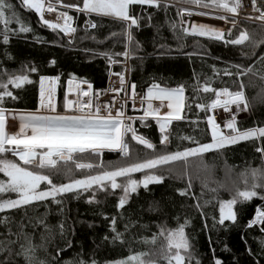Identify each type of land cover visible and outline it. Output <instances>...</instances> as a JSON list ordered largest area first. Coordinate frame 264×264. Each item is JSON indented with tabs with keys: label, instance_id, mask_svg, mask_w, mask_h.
I'll return each instance as SVG.
<instances>
[{
	"label": "snow or ice",
	"instance_id": "snow-or-ice-1",
	"mask_svg": "<svg viewBox=\"0 0 264 264\" xmlns=\"http://www.w3.org/2000/svg\"><path fill=\"white\" fill-rule=\"evenodd\" d=\"M249 4L252 11L259 15L255 17L249 15L245 18L258 20L264 24V0H261L260 4L257 0H249ZM22 6L34 11L41 25L52 31L59 30L65 36L77 31L74 26L75 17L69 14L70 11H74L85 18L86 30L97 27L96 17L108 18L124 25L123 35L126 41L134 42L132 29H138L141 26V16L134 13V7L160 8L163 6L165 10L176 7L181 31L185 35L223 41L225 45L234 47H243L248 42L255 49L264 44V39L255 41L246 30H240L238 34L234 31L238 23L237 17L244 7L243 0H164L163 4L161 0H76L75 3L67 4L64 0H55V3L52 0H22ZM46 12L55 13V19H46ZM193 15L223 21L225 25L230 24L231 27H217L208 23L189 24L185 17ZM148 22L151 26V15L148 16ZM13 23L17 24L18 28H11L10 25ZM0 25L3 26L0 37L4 45L9 43L10 33L17 35L32 31L6 0H0ZM170 27L175 31L176 23L171 22ZM111 35L116 36L117 33H111ZM37 39L39 40L38 37ZM99 54L107 58L110 66L117 62L113 59V55L123 56L125 59L133 56L127 43L123 52ZM5 56L11 59L7 52ZM240 58L251 62L233 63L230 68L224 70V75L233 79L234 90H230L229 87L213 88L207 82L202 86L197 83L192 86L194 93L191 97L192 103H186L185 84L169 87L153 82L147 87L146 93L140 96L141 105L147 106L143 107V115L139 117L126 116L124 111L129 99L135 110L137 86L135 83L131 84L130 96L125 92L126 79L123 71L110 72V75L118 77L121 86L111 91L117 95L125 92L127 97H121L123 102L119 106L116 105L115 97L103 106L100 103H93V99L98 98L101 93L93 92L92 84L87 80L80 82L87 85V91L83 90L80 84L73 85L74 77H70L67 81L69 88L64 93L62 106H58L55 96L60 76L41 75L37 107L30 111H18L6 109L5 100H17L18 97L11 89H20L25 84L33 83L28 73H38V69L35 66H24V71L16 75H9L5 70L6 79H0V173L6 179L0 178V194L12 193L16 198H0V212L34 204H44L47 207L48 203L59 206L60 211H63V198L66 194L71 193L79 198L82 193H88L86 202L91 204L98 202L96 199L98 192L115 195L117 190L121 193L115 205L119 211L129 203L132 194H138L139 189L143 188L147 191L150 185H163L167 174L187 179L185 187L176 191L180 196L191 197L196 201L194 206L203 217L204 229L209 228V217L203 211L205 206L213 205L218 209V216L215 214L211 216V227L215 229L217 226L226 227V221L237 223L236 206L251 202L255 198L261 203L255 206L254 215L245 227L257 226L261 232H264V167L242 171L240 177L245 186L236 187L234 192L229 190L231 197L229 199H222L218 195L219 191L224 189L223 184L211 187L208 182H202L200 196L204 195L205 190L214 194L211 199L205 200L203 205L200 203V197L192 191V178L189 174V169L195 160L199 161V167L202 170L210 172L211 167L205 162V156L221 153L227 146L241 141H259V145L254 150L260 154L264 164V126L241 129L237 121V116L242 112H248L250 108L246 87L254 86L251 84V77L264 81V53L252 59L248 53L241 51ZM258 62L259 66H257ZM50 64H55V60L50 61ZM246 79L249 80L247 86ZM73 91L76 97L70 99L69 93ZM201 91L212 93L214 98L208 103L200 102ZM153 101H158L159 104L154 106ZM193 107L203 109L206 113L222 108L228 115L223 121V126L216 122L214 116H206L207 128L211 134L208 142H200L191 136H184L180 139L188 141V144L183 147L178 146L176 150H170L169 125L173 121H181L184 118L181 115L183 109ZM9 116L18 120V130L14 132H9L6 127ZM149 117L155 120L161 134L159 150L156 144L138 134L133 126L136 119L147 126L146 121ZM192 123H198V121H192ZM223 129L228 131L225 132ZM129 136L132 141L151 150V154L144 157L137 155L133 159L128 142ZM105 150L118 153L120 161L124 162L108 161L105 164L102 160ZM8 154L11 155V159L8 158ZM83 157H92L93 160L82 162ZM74 169L83 173L81 178H75ZM134 174H140V178H134ZM54 177H62L67 182L56 183ZM149 210L158 211V202H155V206L150 205ZM104 219L109 221V230L113 234L112 242L123 243L124 233L118 230V217L104 216ZM119 219L123 217L120 216ZM0 224L8 225L9 218H0ZM188 225L189 221L185 220L183 223L178 221V226L175 228L158 226L159 231L153 233L151 237H143L142 242L155 245L157 239L162 237L165 243L159 250L130 253L125 258L106 261L105 264H161V262L163 264H201V260L193 251L191 239L185 231ZM30 226L33 229L37 227L42 229L39 233V242H36L34 232L25 231L24 224H21L16 232L8 227L6 233H0V264H18L20 259L23 264H60V255L65 248L56 247L54 255L49 252L48 246L54 237L52 226L46 223V217L36 218L35 223L30 221ZM129 227L130 223L124 224L125 232ZM58 228L63 237L64 223H59ZM104 239L108 240V236ZM260 243L262 251L259 255L264 256V241ZM66 247H71V243L66 241ZM248 252L249 255L253 254L250 248ZM41 253L44 255L42 256ZM77 255L78 259L63 261V264H98L94 257L84 259L82 253ZM213 264H222V261L215 257L214 250ZM255 264H259V260H256Z\"/></svg>",
	"mask_w": 264,
	"mask_h": 264
},
{
	"label": "trees",
	"instance_id": "trees-1",
	"mask_svg": "<svg viewBox=\"0 0 264 264\" xmlns=\"http://www.w3.org/2000/svg\"><path fill=\"white\" fill-rule=\"evenodd\" d=\"M11 4L20 19L29 25L32 31L10 35L9 43L4 45L0 37V79H6L4 71L9 75H16L24 71V66H35L38 73H28L31 84H25L20 89L12 88L17 100L6 99L4 107L12 110H34L39 103V77L60 76L57 82L58 104L63 103L66 92L67 81L74 77L73 81L81 82L87 80L95 90H102L106 87L111 69L124 71L123 63L126 59L123 56L113 55L116 63L109 64L101 52L114 54L123 52L124 46L129 45L132 58L130 63V83L136 84V91L145 93L147 87L155 82L161 86L176 87L185 84V102L192 103L194 95L192 86L199 83L201 86L207 82L213 88L229 87L234 90L233 79L224 75V70L230 68L233 63L248 64L250 60H241V51L248 53L252 59H256L264 53V44L258 48L246 42L243 47L225 45L223 41H215L206 37L185 35L181 31L176 7L167 10L160 7L161 21L156 25L150 34L142 26L132 29L134 42L126 41L123 35L124 25L108 18L96 17L97 27L95 29L84 27V17L74 12L77 31L70 39L66 38L58 30L51 29L39 23L34 11L27 10L22 6V0H6ZM162 4L164 0H161ZM176 23L175 31L170 27L171 22ZM0 25V30H2ZM11 28H18L13 23ZM240 30H246L253 40L264 39V24L244 21L237 24L234 30L236 34ZM111 33H117L112 36ZM39 38V40L37 39ZM95 37V39H92ZM71 41V43H69ZM139 45V47H137ZM5 52L10 54L11 59L6 58ZM253 53L255 55L253 56ZM55 60V64L50 61ZM259 66V62L257 64ZM246 86L249 80H245ZM251 84L246 87V94L249 99L250 108L245 115L237 119L238 127L241 129L253 126H264V81L257 77H251ZM214 96L212 93H199V100L203 103L210 102ZM213 111V110H212ZM212 111L205 112L203 109L182 110L184 117L181 121H173L168 128L170 135V150L183 147L188 141L180 137L191 136L200 142L210 140V130L207 128L206 116ZM128 112L134 117L143 115V109L129 107ZM198 121V123H192ZM147 126L140 123L138 119L133 122L138 134L145 136L160 149V131L155 120L148 118ZM129 147L135 157L151 154V150L144 148L128 137ZM259 141H241L235 145H229L221 153L205 156V162L211 167L210 172H205L199 167V161H193L189 169L192 178V191L200 197L201 205L214 195L205 190L200 196L201 183L208 182L211 187H218L223 184L224 190L218 193L222 199L231 198L229 190L234 192L236 187L243 188L240 173L246 169L264 167L260 154L255 152ZM8 158H12L8 154ZM92 157H83L82 162H91ZM103 162L120 161L119 154L105 150L102 156ZM75 178L82 177L83 173L75 170ZM2 176V174H0ZM54 182H67L62 177H54ZM215 182V183H214ZM186 178H178L177 175L168 176L163 185H150L149 190L139 189L138 194H132L129 203L119 211L115 207L119 190L115 195L98 192L95 203H87L88 193H82L79 198L74 194H66L63 198V211L60 207L48 203L34 204L32 206L17 209H5L0 212V218L8 217L9 224H0V233H6L11 227L13 232L19 230L21 224L25 225V231L34 232L35 240L39 242V233L42 229H33L31 223L36 222L38 217H46V223L52 226L53 239L48 246L49 252L55 254V248H65L60 255V264L63 261L78 259L77 254L83 255L84 259L94 257L98 264H105L106 261H115L127 257L130 253L141 251L159 250L165 243L162 237L158 238L155 245L144 244L143 237H151L159 231L158 226L175 228L185 220L189 225L185 231L191 239L193 251L201 260V264H213V250L215 257L222 261V264H264V256L261 253V241H264V232L259 227L246 228L248 220L254 215L255 206L259 205V199L238 204V221L233 224L226 221V227H211L213 214L218 216V209L213 205L203 208L204 213L209 217V228L203 227L204 220L200 211L194 206L196 201L191 197H182L176 191L184 188ZM251 180L249 178V184ZM12 193L0 194V198H9ZM159 204L158 211H150V205ZM104 216L118 217V230L123 232V243L112 242V233L109 230V221ZM122 216L123 219H119ZM63 222L65 234L62 237L58 225ZM131 222H135L132 224ZM130 223L129 229L125 232L124 224ZM91 225V226H90ZM108 236V240L104 237ZM66 241L71 247H66ZM252 255H249L248 249ZM43 256L44 253H41ZM18 264H23L22 259ZM163 264V262H161Z\"/></svg>",
	"mask_w": 264,
	"mask_h": 264
},
{
	"label": "built area",
	"instance_id": "built-area-1",
	"mask_svg": "<svg viewBox=\"0 0 264 264\" xmlns=\"http://www.w3.org/2000/svg\"><path fill=\"white\" fill-rule=\"evenodd\" d=\"M53 3H55V0H52ZM76 0H64V3H75ZM261 0H257V3L260 4ZM243 4H244V7L243 9L240 10V14L239 16L237 17V21L239 23L241 22H244V21H248V22H255V23H262L261 21H258V20H249V19H246L245 17L251 15L253 17L259 15V13H256V12H253L252 11V8H251V5L249 4V0H243ZM63 10V9H61ZM74 11H70L69 14L74 16ZM195 17H199V16H196V15H193ZM38 18V17H37ZM45 18L46 19H55V13H45ZM196 19V18H195ZM39 20V18H38ZM214 20V19H213ZM217 22H219V25L220 27H224V28H227V27H231V25H225L223 21H219V20H216ZM74 23H75V19H74ZM192 23L191 21H189V24ZM84 27L86 28V25L84 23ZM59 31V30H58ZM63 34V33H62ZM64 35V34H63ZM73 33L68 35V36H65L66 38L70 39L72 37ZM123 66H124V74H125V79H126V85H125V92L128 93V95L130 96L131 95V92L129 91V85H130V66H129V60L126 59V61L123 63ZM118 72H121V71H116V70H111V73H118ZM120 84H119V80H118V77L115 76V75H110L109 74V78H108V82H107V85L104 89L102 90H99V92L101 93L100 96L98 98H96V103H100L101 106L107 104L109 101H111L113 99V97L116 98V105L119 106L120 103L123 102V100L121 99V97H124V98H127L125 96V92H121L119 95H117L116 93H114L113 91H111V89L113 88H120ZM107 90V91H106ZM137 93V97H136V100H135V109H143V107H146V104L145 105H141L140 103V96L143 95V93L141 92H136ZM159 102L158 101H155L154 102V106L155 105H158ZM129 107L133 108L132 106V101L129 99V102H128V105L126 106V108L124 109L125 113H126V116H132L134 117L133 115H131L129 112H128V109ZM163 111V109L161 110ZM114 114V113H113ZM212 116H214L215 120L217 123H220L221 126H223V121L227 118V113H225L223 111L222 108H217L215 110L212 111ZM238 119V118H237ZM225 132H227L228 130L227 129H223Z\"/></svg>",
	"mask_w": 264,
	"mask_h": 264
},
{
	"label": "rangeland",
	"instance_id": "rangeland-1",
	"mask_svg": "<svg viewBox=\"0 0 264 264\" xmlns=\"http://www.w3.org/2000/svg\"><path fill=\"white\" fill-rule=\"evenodd\" d=\"M133 11L135 14H138L141 16L140 24H142V25L146 24V26L150 27L149 22H148V16L151 15V26H152L156 22V17H158V15L160 13V8H152V7H148V6H144L143 8H141L140 6H135ZM185 20H187L188 22L191 21L192 23H208V24L220 27L219 22H217L215 19L213 20V19H210L208 17L191 16V17H185ZM185 26H188V25H185ZM244 115H245V112H242L237 116V118L239 119L240 117H242ZM6 127H7V130L9 132H14V131L18 130V120H15L11 116H9L8 120H7ZM122 162H124V161H122ZM0 174H2V173H0ZM0 178H4L3 174H2V176H0ZM134 178L139 179L140 174H134ZM4 179H6V178H4ZM118 181H119V178H118ZM9 198L15 199L16 196H15V194H13V196H10Z\"/></svg>",
	"mask_w": 264,
	"mask_h": 264
},
{
	"label": "crops",
	"instance_id": "crops-1",
	"mask_svg": "<svg viewBox=\"0 0 264 264\" xmlns=\"http://www.w3.org/2000/svg\"><path fill=\"white\" fill-rule=\"evenodd\" d=\"M160 21H161V12L159 13V15H158V17H156V22L152 25V26H150V27H148V26H146V24L144 25H142V24H140L143 28H144V30L148 33V34H150L151 33V31H152V29L156 26V25H158L159 23H160ZM129 66H130V63H129ZM111 70H114V69H111ZM116 71H118V70H116ZM111 72V71H110ZM122 72V71H121ZM47 84H48V82L46 81L45 82V86L47 87ZM76 84H80V87L83 89V90H85V91H87L88 89H87V85H85V84H81L80 82H78V81H73V85H76ZM131 83H130V85H129V91L131 92ZM68 88H69V85H68V83H67V87H66V91L68 90ZM92 91L93 92H97V91H99V90H95L94 88H93V86H92ZM136 92H139V91H136ZM142 93V92H141ZM146 93V92H145ZM145 93H143V94H145ZM75 97H76V94H75V92L73 91V92H70L69 93V98L70 99H75ZM82 99H83V97H82ZM55 100H56V102H57V104H58V97H57V87H56V96H55ZM154 102L155 101H153V104H154ZM93 103H96V98H94L93 99ZM58 106H62V103L61 104H58ZM147 106V105H146ZM18 111H22V110H18Z\"/></svg>",
	"mask_w": 264,
	"mask_h": 264
}]
</instances>
